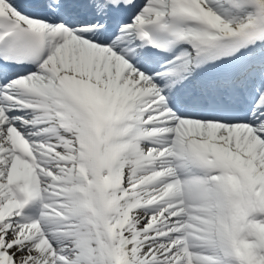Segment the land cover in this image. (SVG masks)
I'll list each match as a JSON object with an SVG mask.
<instances>
[{"label": "snow or ice", "instance_id": "snow-or-ice-1", "mask_svg": "<svg viewBox=\"0 0 264 264\" xmlns=\"http://www.w3.org/2000/svg\"><path fill=\"white\" fill-rule=\"evenodd\" d=\"M0 264H264V0H0Z\"/></svg>", "mask_w": 264, "mask_h": 264}]
</instances>
